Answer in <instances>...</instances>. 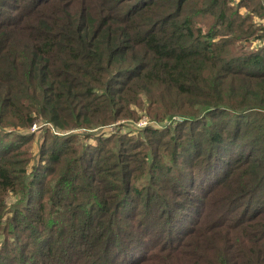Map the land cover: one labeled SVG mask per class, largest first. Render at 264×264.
<instances>
[{
	"label": "trees",
	"instance_id": "obj_1",
	"mask_svg": "<svg viewBox=\"0 0 264 264\" xmlns=\"http://www.w3.org/2000/svg\"><path fill=\"white\" fill-rule=\"evenodd\" d=\"M263 19L264 0H0V264H264ZM123 117L176 123L63 133Z\"/></svg>",
	"mask_w": 264,
	"mask_h": 264
},
{
	"label": "rangeland",
	"instance_id": "obj_2",
	"mask_svg": "<svg viewBox=\"0 0 264 264\" xmlns=\"http://www.w3.org/2000/svg\"><path fill=\"white\" fill-rule=\"evenodd\" d=\"M258 20V18L256 17ZM264 20V19H263ZM146 117H123L120 119H117L115 123H107V124H100V125H93V126H87V127H79V128H71L66 129L63 133H70V134H79L83 139H85L90 145H95L97 143V138H95L96 135H102L103 137L108 136L112 133H121L124 134L125 137H139L143 141H146V129L149 125L154 126L158 129H164L167 126H173L176 121L169 120L165 122L155 123L150 120H146ZM34 123V122H33ZM32 123V124H33ZM36 123V129L33 130L34 137L32 139L33 141V152L35 153V157H37V151H39V143L41 142V138L44 133L47 135H51L52 132L50 125L48 123H44L41 119H37L35 121ZM31 124V126H32ZM31 126L29 127V132L32 130ZM50 131H49V129ZM19 131H22L20 128H18ZM25 130V129H23ZM48 131V133L46 132ZM25 132V131H24ZM89 138H88V136ZM88 138V139H87ZM182 163V162H180ZM142 178L139 180L141 181Z\"/></svg>",
	"mask_w": 264,
	"mask_h": 264
},
{
	"label": "built area",
	"instance_id": "obj_3",
	"mask_svg": "<svg viewBox=\"0 0 264 264\" xmlns=\"http://www.w3.org/2000/svg\"><path fill=\"white\" fill-rule=\"evenodd\" d=\"M31 129L32 130H35L36 129V123L35 122L32 124Z\"/></svg>",
	"mask_w": 264,
	"mask_h": 264
}]
</instances>
